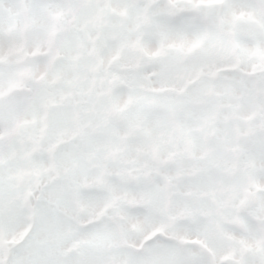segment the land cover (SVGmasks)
<instances>
[{"label":"snow or ice","instance_id":"1","mask_svg":"<svg viewBox=\"0 0 264 264\" xmlns=\"http://www.w3.org/2000/svg\"><path fill=\"white\" fill-rule=\"evenodd\" d=\"M0 264H264V0H0Z\"/></svg>","mask_w":264,"mask_h":264}]
</instances>
